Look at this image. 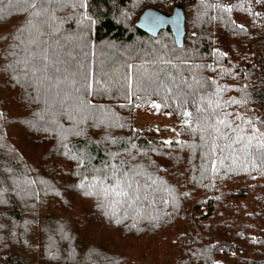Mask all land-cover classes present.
Listing matches in <instances>:
<instances>
[{"label": "trees", "instance_id": "obj_1", "mask_svg": "<svg viewBox=\"0 0 264 264\" xmlns=\"http://www.w3.org/2000/svg\"><path fill=\"white\" fill-rule=\"evenodd\" d=\"M175 5L185 9L183 45L170 27L152 35L136 25L147 6L171 12ZM45 7L48 23L31 36L46 57L44 74L15 84L0 70V264H264V165L242 145L222 161L219 150L205 159L202 148L188 147L201 143L197 109L215 103L243 117L241 135L252 134L248 118L264 132V0H52ZM0 9L2 49L10 31L32 33L26 18H37L23 0H0ZM166 73L184 77L198 103L189 97L181 107ZM138 75L160 79L145 94ZM233 98L241 103H225ZM155 102L181 119L174 141L183 143L165 146L157 128H138L137 108ZM184 110L193 113L191 131ZM74 126L82 134H61ZM133 144L146 178L168 190L150 195L145 185L147 199L134 206L113 199L98 207L79 187L92 178L86 169L117 150L113 163L129 159Z\"/></svg>", "mask_w": 264, "mask_h": 264}, {"label": "snow or ice", "instance_id": "obj_2", "mask_svg": "<svg viewBox=\"0 0 264 264\" xmlns=\"http://www.w3.org/2000/svg\"><path fill=\"white\" fill-rule=\"evenodd\" d=\"M8 2L11 3L12 0H8ZM23 2L31 9L36 10L33 12V15L37 18V23L32 24L31 19L26 18V23L31 26L32 33H29V29L23 26L19 29L20 36H17L10 31L12 37L11 41L8 42L5 47L0 49V70L8 73L10 83L19 84L23 81L28 85H31L32 78H39L38 74L43 75L46 67L44 64L46 57L41 51L36 50L40 47V43L38 42V39L31 38V36L34 34L35 37L38 38L41 35V28L48 23L47 18L49 14L45 5L51 4L52 0H23ZM228 2H230V0H219L220 4ZM252 2L261 3L262 0H252ZM221 10L231 11L232 8H222ZM0 11H2V9H0ZM257 15H259V13H257ZM151 23L152 26L158 27L168 23V21L160 17H155L152 19ZM240 27L243 28V25ZM25 34L29 35L30 38L28 40L21 39ZM0 36H3V33H0ZM4 39L8 40V37H4ZM29 43L33 45V48H28L27 45ZM30 52H34V54L29 55L28 53ZM165 63L170 64L171 61H165ZM165 78L175 89L176 98L181 100V107L188 104L189 97H191L193 105L198 103L197 93L191 90V84L187 83V80L184 77L181 76L176 78L166 73ZM137 79V87L147 94L151 88L153 80H158L160 78H144L138 75ZM83 87H89L87 76H85V84ZM168 90L172 91L173 89ZM200 90L207 91L204 88L203 83L200 85ZM200 99H203V97H200ZM225 103L233 105L239 104L241 101L233 98L227 100ZM125 106L126 105H122L121 107ZM151 106L157 109L161 107L158 103H153ZM205 109H207V111L204 109H197L199 113L197 120L199 122L201 143L188 145V147L193 149L202 148L204 150L203 158L205 159L211 158L213 154L219 150L221 153L220 159L222 161L228 158L223 155L225 151H228V154L231 157L233 146L242 145V151H247L250 148L253 149L252 155H254L255 160L264 165V140L259 139L260 136H264V132H262L260 128L255 127V123L251 118H248L246 123L249 126V132L252 134L246 137L241 135V133L244 132V128L240 123H236V120H243V117L238 113H231L224 110L219 103H215L214 107L212 105H205ZM95 111L102 112L103 109L97 107L96 109H93V112ZM168 114L171 115L170 112ZM182 115L189 118L188 121H185L184 127L191 131L192 126L190 121L193 113L184 110ZM4 116L5 114L0 112V118ZM233 116H235V120L229 119V117ZM91 118L94 120L98 119L95 115H91ZM261 124H264V119L261 120ZM253 129L255 130L253 131ZM173 131H175V129H173ZM64 132H68L72 135L82 134V130L75 126L70 129H61V134ZM253 140L258 141L257 145L254 146L252 144ZM220 141H227V143H219ZM161 143L165 146H172L173 144H181L183 142L164 140ZM63 147L68 149V153L71 154L72 150L68 148L67 144H63ZM135 148L136 145L134 144L130 146V149L128 150L129 159L127 160H118L116 163H113L112 161L121 155V152L117 150L116 152L109 153L111 159L105 160L101 167L97 168L93 166L87 168L86 171L90 172L92 178L88 179L87 176L82 178L79 187L83 190V195L86 197H95L98 201L97 206L103 209L106 206L105 201L111 203L113 202V199L116 204H124L129 207L136 205L142 199H147V196L145 195V185L153 189V192L149 193L150 195L159 194L161 189L167 191L168 189L166 186L163 184L158 185L156 180L150 175L146 178L144 170L145 166L143 163L134 162L136 161V156L131 149ZM137 154H139V149H137ZM144 156L149 161V164L153 163L151 157L148 156L147 153H144ZM74 159L77 160V163L82 162L79 158L74 157ZM212 167L215 168V165H212ZM164 203H167V201H164ZM116 222L120 223L119 220Z\"/></svg>", "mask_w": 264, "mask_h": 264}, {"label": "water", "instance_id": "obj_3", "mask_svg": "<svg viewBox=\"0 0 264 264\" xmlns=\"http://www.w3.org/2000/svg\"><path fill=\"white\" fill-rule=\"evenodd\" d=\"M155 17L163 18L168 21L161 26H152V19ZM136 25L152 35H157L162 28L170 27L176 43L181 46L184 43L186 34V14L182 5H175L171 12H165L153 6H147L136 20Z\"/></svg>", "mask_w": 264, "mask_h": 264}, {"label": "rangeland", "instance_id": "obj_4", "mask_svg": "<svg viewBox=\"0 0 264 264\" xmlns=\"http://www.w3.org/2000/svg\"><path fill=\"white\" fill-rule=\"evenodd\" d=\"M136 113L138 128L155 127L167 140L178 138V125L181 119L174 118L165 113L162 107L157 109L152 106H140L137 108ZM173 129H175V131H173Z\"/></svg>", "mask_w": 264, "mask_h": 264}]
</instances>
